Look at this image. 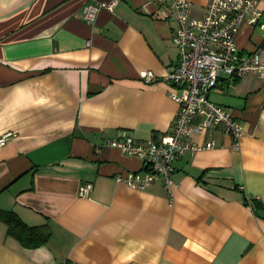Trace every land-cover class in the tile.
Returning <instances> with one entry per match:
<instances>
[{"label":"crops","instance_id":"obj_1","mask_svg":"<svg viewBox=\"0 0 264 264\" xmlns=\"http://www.w3.org/2000/svg\"><path fill=\"white\" fill-rule=\"evenodd\" d=\"M110 1L0 0V210L51 231L30 249L0 222V264H264V220L244 203L264 208V80L220 77L209 93L243 124L237 150L210 129L191 141L216 146L175 160L170 191L116 181L144 163L107 141L170 133L165 76L178 53L171 0H115L82 19ZM186 1L204 14L208 0ZM259 40L248 24L236 36L243 52Z\"/></svg>","mask_w":264,"mask_h":264},{"label":"built area","instance_id":"obj_2","mask_svg":"<svg viewBox=\"0 0 264 264\" xmlns=\"http://www.w3.org/2000/svg\"><path fill=\"white\" fill-rule=\"evenodd\" d=\"M116 4L115 0L86 4L82 19L91 22L99 10H112ZM189 13L188 1L171 0L169 18L177 24L172 41L178 56L174 68L165 76L168 96L177 104L169 135L141 141L126 134L106 142L143 161V173L128 171L114 176L132 189L142 190L158 182L170 191L175 184L172 179L175 160L216 146L214 140L201 144L191 141L193 136L207 130H218L229 138L230 149L237 150L245 134L243 124L228 109L214 104L209 93L219 88L220 77L239 80L252 74L264 80V14L260 0H208L201 17ZM244 24L256 27L260 33L258 45L249 52H243L236 44V36ZM141 77L146 83L154 80L150 71ZM8 136L6 133L0 137V146ZM90 189L91 184L86 183L78 193L86 196Z\"/></svg>","mask_w":264,"mask_h":264},{"label":"trees","instance_id":"obj_3","mask_svg":"<svg viewBox=\"0 0 264 264\" xmlns=\"http://www.w3.org/2000/svg\"><path fill=\"white\" fill-rule=\"evenodd\" d=\"M244 203L250 204L253 211L264 210L256 200L244 199ZM0 222L6 227V234L17 240L25 248H36L44 245L51 235L47 224L29 226L25 224L12 211L0 210Z\"/></svg>","mask_w":264,"mask_h":264},{"label":"water","instance_id":"obj_4","mask_svg":"<svg viewBox=\"0 0 264 264\" xmlns=\"http://www.w3.org/2000/svg\"><path fill=\"white\" fill-rule=\"evenodd\" d=\"M255 214L262 220H264V210H256Z\"/></svg>","mask_w":264,"mask_h":264}]
</instances>
